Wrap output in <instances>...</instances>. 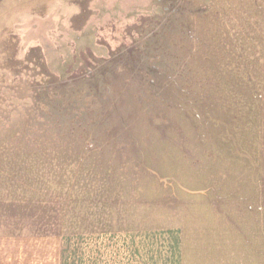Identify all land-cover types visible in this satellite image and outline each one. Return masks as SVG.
<instances>
[{
    "label": "rangeland",
    "instance_id": "374dc122",
    "mask_svg": "<svg viewBox=\"0 0 264 264\" xmlns=\"http://www.w3.org/2000/svg\"><path fill=\"white\" fill-rule=\"evenodd\" d=\"M143 229L264 264V0H0V233Z\"/></svg>",
    "mask_w": 264,
    "mask_h": 264
},
{
    "label": "crops",
    "instance_id": "0c3cea01",
    "mask_svg": "<svg viewBox=\"0 0 264 264\" xmlns=\"http://www.w3.org/2000/svg\"><path fill=\"white\" fill-rule=\"evenodd\" d=\"M176 229L85 233L80 238L0 233V264H186Z\"/></svg>",
    "mask_w": 264,
    "mask_h": 264
}]
</instances>
